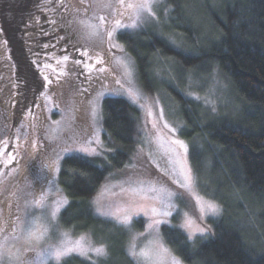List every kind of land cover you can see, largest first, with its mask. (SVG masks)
I'll list each match as a JSON object with an SVG mask.
<instances>
[{
    "label": "rangeland",
    "instance_id": "374dc122",
    "mask_svg": "<svg viewBox=\"0 0 264 264\" xmlns=\"http://www.w3.org/2000/svg\"><path fill=\"white\" fill-rule=\"evenodd\" d=\"M5 1L0 0V9L3 13L2 20L7 21L15 13L6 11ZM59 1H28L29 8L27 13L32 14L29 19V28L40 25V16L49 17V19L43 21L41 24V26L47 25L46 32L42 30L43 33L40 35L42 39L48 38L50 40L56 34V31L48 29V25L51 27L55 24L60 25L63 16L56 13L57 7H55ZM67 2L70 7L69 18L67 20L68 29H66L68 30V34L56 35V37H53L52 46L47 48L55 47L56 49L57 44L62 45L66 40H69L70 33L75 34V43L87 49L95 60L94 64H91V62L90 64L97 69L94 73V76L97 77V86L94 85L96 89L91 93V90L84 87V83L81 82L82 80L76 79V76L82 77L81 72L82 70L85 72V69L81 65L87 62L85 59L76 58L77 55L85 57L81 55V51L76 54L72 52L70 55H67L69 57L68 61L63 62V64H57V60H62L63 56H65L64 54L60 55L62 49L45 51L42 53L43 55L41 54L38 57L40 54L28 47L27 51L32 52L29 56L31 58L34 56L32 58L34 62L40 63L37 66L38 70L48 76V85L40 92V97L34 94V92L30 96L28 94L25 95L28 96L26 105L31 101H38L35 105V111L31 113L30 109L24 108L25 111L22 114L19 112L23 110L21 105L20 110L15 114V118L18 121L12 122V106L6 107L3 104V101H7L10 96H13L11 94L12 87L8 83L12 77V73L9 72L12 65L9 60V50L15 54L16 60L23 59L19 55L20 52L16 50V48L20 47V44L17 42L19 37L13 35V25L7 24L8 35L5 36L6 39L2 38L0 32V61H4L3 70L0 69V79L5 83V94L2 96V99L0 98V103L3 106L2 108L0 107V264H61L71 257L90 260L73 252L70 256L58 262L50 253L53 251L54 246H61V240L67 239L60 236V233L67 232L72 242L81 236L62 227L60 219L63 211L69 204V200L59 185L58 179L61 163L66 157L72 155L90 158L99 157L88 156L76 150L81 145H85L88 140L93 142L92 147H96L102 153L100 156L104 157L106 155L107 149L103 145L104 129L101 115V104L104 98L109 96L125 97L140 109L142 115L141 136L145 149V158L136 157V160H133V163L136 165L135 169H133V165L129 164L126 168L127 171L124 173L119 172L118 175L112 173V177L105 181L98 193L93 197L92 203L99 197L105 208L110 206L114 208L123 202L120 195L121 188L136 187L140 181H143L145 186L152 183L157 187L166 186L173 191L183 192V189H179L173 183L174 180L179 179L178 165L174 164V161L178 158V154L179 158L186 160L187 164L191 167L189 145L181 137L184 123L179 116L177 106L171 102L165 90L162 89L163 91L159 93H150L149 90L143 88L138 81L135 63L126 50L124 49V52H121L118 48H111L107 43L106 37H103L104 30H101L100 38L86 36L79 23V21L84 20L99 24V20L96 17L104 15L108 22L105 25V29H109L115 19H120L123 24H131L130 13L127 10L120 9L119 11L123 12V15H119L112 8L103 7L98 0H83V3H81V0H67ZM111 2L115 4L116 0H111ZM125 2H129V0H125ZM186 4L184 9L187 19H190L188 21L192 23L196 30L193 37L194 40L196 42L201 41L202 44L204 41H208L209 43L211 41L216 42L211 38L212 31L209 28L210 23L207 19V13L218 12L223 6L224 1L186 0ZM153 11L155 12V18L145 17L136 29H118L114 36V42L122 45L118 41V36L123 31L137 34L143 30L152 29L158 35H164V37L175 43V45H178L182 50H188V45L184 43L179 34H177L178 36L170 37L168 33H163L162 31L163 28L168 27L166 25L170 23L171 18V7L167 5V0H158L157 6H154ZM8 13L9 15L6 16ZM161 15L163 18H161ZM69 21H71V24H69ZM197 33H199L198 36ZM102 39L103 42H101ZM24 41L26 44H30V41L26 37ZM69 45L72 46L71 43L65 44L63 51H66ZM97 53L103 59V64L96 63ZM117 58L124 59L130 65L132 70L130 77L124 75L123 69L116 63ZM75 60H80L81 63L79 65L74 64ZM165 63L163 62L162 65L156 62L157 73L167 80H171L172 84H177L178 81L182 80L186 88L184 95L201 104L203 110L207 111L208 115L210 114L209 116L212 114L216 117L219 109H229L231 111L230 114H234V98L229 92V85L217 70H214L207 77H194L192 74L186 75L185 72H175L174 68L172 70V67L165 65ZM45 65H51V67H45ZM23 67L24 65L22 64V72H31L29 65L25 66L24 69ZM76 67L78 68L77 70ZM100 68H103L104 71H98ZM61 69H63V75L61 74ZM69 72L78 73L70 75ZM129 79L132 81V86L139 92L136 102H133V98L129 97L125 92V89L129 87L127 83ZM59 80L69 84L65 85L62 82L60 83ZM117 80L121 81L124 88H121L120 84L116 83ZM27 82L28 91L33 90L30 81L27 80ZM54 84H56V87ZM99 93H103V96H100ZM197 96L199 99L196 98ZM93 104L97 105L96 116L92 114ZM54 108L55 110L58 109L60 114H53ZM161 108L164 112V120L159 119ZM149 112L152 114L149 115ZM165 120L171 127L176 129L175 132H170L167 128H164ZM154 123L157 125L156 128H153ZM97 139L103 147L96 144ZM175 139L184 141L188 148L187 153H184L183 149H180L178 146L171 144V141ZM66 148L73 149V151H64ZM171 149H175V151H171ZM9 153L15 159L5 168L3 162L8 158ZM147 165L154 167L157 174H153ZM56 168H59V171ZM5 174H7L5 177H1ZM49 181H54L60 191L57 192ZM105 187L108 191L100 197L101 190ZM198 191L206 200H212L207 198L200 187ZM113 193L117 195H112ZM42 195H46V199L43 201L44 208L37 207L34 203ZM61 197H66L68 203L60 205V211L55 221V230L51 224H48L49 232L43 239L38 241L35 239L28 240L26 238V230L30 226L31 221L36 219L41 224H47L44 217L46 215L50 216L51 210L56 207V201L60 200ZM214 202L219 205L218 202ZM177 204L180 214L174 213L173 216L166 218L169 221L167 224L159 226L162 240V231L165 227L177 228L188 236L187 230L180 227L184 222V212L190 214L195 221V225L206 229L203 235L196 233L191 241L205 237L208 234V221L221 217V211L214 215L205 213L201 217L198 205L187 193H184L183 200H177ZM93 205L96 209L97 205L95 203ZM103 218L115 222L111 217ZM139 218L145 220L143 231L138 230L135 225V221ZM149 222V216L141 213L138 216H134L131 227L125 229L128 230L131 237L137 232H144ZM84 235L86 238H90L93 243H96L92 236H90V233ZM146 239L142 238V241L138 243L142 246V243L146 242ZM129 258L132 264H135V261L131 257ZM100 259L102 258L93 257L91 261L98 263ZM182 264L184 263L182 262Z\"/></svg>",
    "mask_w": 264,
    "mask_h": 264
},
{
    "label": "trees",
    "instance_id": "16d2710c",
    "mask_svg": "<svg viewBox=\"0 0 264 264\" xmlns=\"http://www.w3.org/2000/svg\"><path fill=\"white\" fill-rule=\"evenodd\" d=\"M223 1L218 12L207 13L216 42L194 40L186 0H167L171 18L162 31L170 37L179 34L188 50L152 29L123 31L118 41L135 63L139 84L150 93L164 89L177 106L184 123L181 137L189 145L199 187L222 209L221 217L208 221L205 237L191 241L183 231L165 227L164 243L184 264H264V0ZM156 62L194 77L217 70L229 85L234 114L219 109L216 117L209 116L201 104L184 95L182 80L172 84L157 73ZM101 115L106 155H72L61 163L58 182L69 204L60 221L76 235L90 233L97 244L107 243L110 257L98 263L71 257L61 264H132L126 252L128 230L98 215L92 199L112 173H124L129 164L135 169L133 160L145 158L142 115L120 96L104 98ZM147 167L157 174L154 167ZM135 225L143 231L145 220L139 218Z\"/></svg>",
    "mask_w": 264,
    "mask_h": 264
},
{
    "label": "snow or ice",
    "instance_id": "6c2138e0",
    "mask_svg": "<svg viewBox=\"0 0 264 264\" xmlns=\"http://www.w3.org/2000/svg\"><path fill=\"white\" fill-rule=\"evenodd\" d=\"M63 3V0H60ZM105 8H112L117 11L119 15H123L120 9L127 10L130 13V19H132L131 24H123L120 19H115L112 22L109 29H105L107 22L104 15L96 17L99 20V24L92 23L90 21H79L84 34L88 37H101V30L103 31V37H106L107 43L111 48H118L121 52H124L122 45L114 42V36L118 29H136L139 23L145 17L155 18V12L153 11L154 6H157L158 0H116L115 4L111 0H98ZM83 3V0H81ZM71 24V21H69ZM103 42V39L101 40ZM82 56H89L87 49L81 53ZM90 58V57H89ZM69 57L67 55L63 56L62 60H57V64H63V62L68 61ZM80 60H75L74 64L79 65ZM96 63L103 64L104 61L100 57L99 53L96 54ZM116 63L123 69V73L126 77L132 75V70L130 65L122 58H117ZM45 67H51V65H45ZM98 71H104L103 68L98 69ZM61 74L63 75V69H61ZM47 80L48 77L46 76ZM120 84L121 88L124 85L121 84L120 80L116 81ZM129 87L125 89L126 94L133 98V102L139 97V92L132 86V81L129 79L127 81ZM103 96V93H99ZM199 99V97H196ZM143 107V105H141ZM93 116L97 115V105L93 104L92 108ZM152 113L149 112V115ZM159 119L164 120L163 109H160ZM157 125L154 123L153 128ZM164 128H167L170 132H175L176 129L171 127L167 121H164ZM159 139V138H158ZM92 141L88 140L85 145H81L78 149L88 156H100L102 153L97 150L96 147H92ZM96 144L100 145V141L97 139ZM172 145L178 146L183 149L184 153H187L188 148L184 141L175 139L171 141ZM103 147L102 145H100ZM64 151H73V149L66 148ZM175 151V149H171ZM15 159L10 153L8 158L3 162L4 167L7 168L9 164ZM55 163V162H54ZM175 165H178V176L179 179L173 181L179 189H183V192L173 191L166 186L157 187L155 184L149 183L145 186L143 181L138 183L136 187H129L127 189L121 188L120 195L122 197V203L120 205L105 208L101 201V198H97L93 201L97 205L96 212L98 215L103 217H111L116 224L123 228H130L134 216H138L141 213L145 216H149L150 222L144 232H137L130 237L127 245V255L135 261V264H182L181 259L174 254L172 249L168 247L162 240L159 232V226L161 224H167L169 221L166 219L173 216L174 213L180 214V209L177 204V200L184 199V193L191 196L199 207L201 217L205 214H217L221 211L220 206L212 200H206L203 196L199 194V178L193 173L192 168L187 164L186 160L178 158L174 161ZM59 171V168H56ZM81 175H87L86 172H80ZM53 188L57 192L60 190L54 181H49ZM108 189L105 187L101 190L100 197L103 196ZM112 195H117L113 193ZM46 199V195H42L40 199L34 201L37 207L44 208L45 205L43 201ZM67 198L61 197L60 200L56 201V207L51 210L50 216L46 215L44 220L47 224H41L36 219H33L30 226L26 230V238L28 240H41L49 232L48 224H51L55 230V221L57 220L58 213L60 211L61 204H67ZM184 222L180 227L184 228L188 232V238L191 240L196 233L204 234L205 228L195 225L194 219L190 216L188 212L183 213ZM195 225V226H194ZM60 236L67 238L66 240H61V246H54L53 251L50 253L51 256L55 258L56 261H61L67 256H70L73 252L78 253L88 259L95 258H109L110 257V247L107 243L100 242L98 244L93 243L90 238H86L85 235H81L74 242L71 241V237L67 232L60 233ZM142 238H147L146 242L142 243Z\"/></svg>",
    "mask_w": 264,
    "mask_h": 264
},
{
    "label": "flooded vegetation",
    "instance_id": "af4514ba",
    "mask_svg": "<svg viewBox=\"0 0 264 264\" xmlns=\"http://www.w3.org/2000/svg\"><path fill=\"white\" fill-rule=\"evenodd\" d=\"M28 1L29 0H6L4 2L5 6L7 7L6 11H11L13 13H15L14 15H12V18H8L7 21L2 20V16L3 13L0 11V32L2 34V38L6 39L5 36L8 35V30H7V24H12L13 27V35L19 37L18 41L20 44L19 48H16L17 51L20 52V57L23 60H16L15 54L9 50V60L11 61L12 65H11V72L12 73V77H11V81L7 82L10 84V86L12 87V93L13 96H10L9 99L7 101H3V104L8 107L9 105L12 106L13 111L11 114V119L12 122H17L18 119L15 118V114L17 111L20 110V106L22 107L23 110H20L19 112L24 114L25 109H30L31 113H33L35 111V105L36 100L35 101H31L30 103H28L26 105V100L28 98V96H25L26 94H28L30 96V94H33L32 92H34V94H37V96L40 97V92H42L46 87H47V80L45 79L46 75L42 72H40L38 70V65H40V63H35L34 60L32 58H34V56H32V58L29 56V54H31L32 52H28V47L31 48L32 51H35L36 53L40 54L38 55V57L41 56L42 53H44L45 51H52V50H56V49H62V51L60 52V55L64 54V55H70L72 52H74L75 54L78 53L79 51L83 52L85 51V48H83L81 45L76 44L75 40H76V36L75 34L70 33L69 36V40H66L62 45L57 44V48L55 49V47H50V49H48L47 47L52 46L53 44V37H56V35L58 34H68V18H69V5L67 0H63V3H61L60 1L58 3H56L57 7V14L62 15V19L60 21V25L59 24H55L54 26H49L48 25V29L49 30H54L56 31L55 36L51 37L52 39H48V38H40V35L43 33L42 30H44L46 32V26H41V24L43 23V21H46L47 19H49V17L46 16H40V25L38 27H30L28 26L29 24V19L31 17L32 14L27 13L29 5H28ZM4 7V6H3ZM8 14H6V16H8ZM65 26V27H64ZM17 31V33H16ZM58 31V32H57ZM20 33V34H18ZM27 38L30 41V44H26L24 41V38ZM7 41L9 42V39L7 38ZM72 46H68L66 51H63V47L65 44L68 43ZM26 46V47H25ZM89 52V51H88ZM43 55V54H42ZM90 57V58H89ZM76 58H81V59H85L87 62H84V64H82L81 66L85 69V72H83L84 70H82V77L81 76H76L77 80H82L81 82L84 83V87H87V89L91 90V92H93L97 86V77L94 76V73L96 72V67L92 66L91 64L95 63L94 57L93 55L89 52V56H85L84 58L81 57L80 55H77ZM20 62V63H19ZM91 62V64H90ZM22 64L25 66L30 67L31 72H22ZM4 67V61L1 60L0 61V69L3 70L2 68ZM23 67V69H24ZM78 68L76 67V70ZM81 71V69H80ZM78 72H69V74H76ZM48 77V76H47ZM83 78V79H82ZM27 80L30 81V83L33 86V90L28 91V87H27ZM59 82L64 83L65 85H68L69 83H66L62 80H59ZM58 83V82H57ZM56 83V84H57ZM56 84L55 87H56ZM4 86L5 83L4 81H1L0 79V98L2 99L3 95L5 94L4 92ZM25 91V92H24ZM0 107L2 108V104L0 103ZM25 108V109H24ZM53 114H60V112L58 111V109L53 110ZM21 114V116H22ZM7 174H5L4 176L1 177H5Z\"/></svg>",
    "mask_w": 264,
    "mask_h": 264
}]
</instances>
